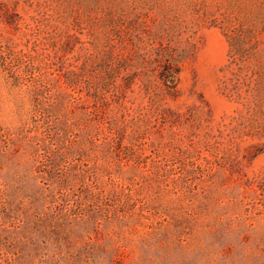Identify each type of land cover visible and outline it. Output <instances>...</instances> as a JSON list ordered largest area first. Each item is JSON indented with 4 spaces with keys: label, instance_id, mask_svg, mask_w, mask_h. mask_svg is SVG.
<instances>
[{
    "label": "rangeland",
    "instance_id": "1",
    "mask_svg": "<svg viewBox=\"0 0 264 264\" xmlns=\"http://www.w3.org/2000/svg\"><path fill=\"white\" fill-rule=\"evenodd\" d=\"M0 264H264V0H0Z\"/></svg>",
    "mask_w": 264,
    "mask_h": 264
}]
</instances>
